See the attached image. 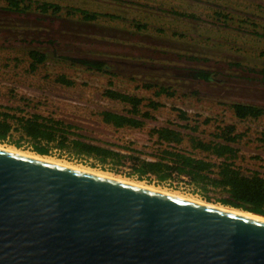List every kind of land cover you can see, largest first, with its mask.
Wrapping results in <instances>:
<instances>
[{
  "label": "rangeland",
  "instance_id": "obj_1",
  "mask_svg": "<svg viewBox=\"0 0 264 264\" xmlns=\"http://www.w3.org/2000/svg\"><path fill=\"white\" fill-rule=\"evenodd\" d=\"M44 3L60 9L44 13L39 7ZM30 50L47 56L34 71ZM82 59L107 62L106 71L74 62ZM118 62L140 68L123 69ZM183 70L205 71L214 80L192 78ZM61 76L72 85L58 82ZM161 88L166 92L157 95ZM106 90L142 99L140 110L152 119L139 129L104 124L102 112L126 114L130 108L105 97ZM150 102L160 106L151 108ZM235 104L262 113L240 120ZM0 107L61 120L99 144L142 157L158 153L150 130L173 128L183 136L178 149L215 163L220 159L192 150L189 141L221 142L215 135L233 126L239 137L232 144L237 150L232 162L243 173L264 177V0H21L18 10L0 0ZM181 111L186 119L179 117ZM18 139L14 133L0 145L36 154L27 140L15 147ZM46 157L233 209L218 202L219 190L185 177L138 179L130 162L102 164L57 149Z\"/></svg>",
  "mask_w": 264,
  "mask_h": 264
},
{
  "label": "water",
  "instance_id": "obj_2",
  "mask_svg": "<svg viewBox=\"0 0 264 264\" xmlns=\"http://www.w3.org/2000/svg\"><path fill=\"white\" fill-rule=\"evenodd\" d=\"M0 264H264V221L0 149Z\"/></svg>",
  "mask_w": 264,
  "mask_h": 264
},
{
  "label": "trees",
  "instance_id": "obj_3",
  "mask_svg": "<svg viewBox=\"0 0 264 264\" xmlns=\"http://www.w3.org/2000/svg\"><path fill=\"white\" fill-rule=\"evenodd\" d=\"M20 1L8 0V4L11 8L18 10ZM39 7L44 13L48 9L57 13L60 9L58 6L45 3ZM83 14L85 13L83 12ZM85 17L88 20L94 19V15H86ZM28 56L31 59L30 69L32 71L42 64L47 57L45 53L36 50H30ZM74 62L97 71L105 70L107 67L105 62L91 59ZM190 77L208 80L209 73L193 71ZM57 81L66 86L72 85L71 81L65 80L62 76L57 78ZM162 92L166 91L161 88L157 95ZM104 96L130 106L126 114L109 111L100 114L102 122L114 129H139L144 126V120L152 119L149 112L140 110L142 103L140 98L114 90H106ZM158 106H160L158 103H149L151 108ZM232 108L235 117L240 120L257 118L262 113L256 107L243 104H235ZM17 113H20V110L16 108L0 107V142L7 141L14 133H19L20 139L13 142V145L19 148V141L21 139L27 140L31 144L32 151L41 156L48 155L51 149H57L77 157L92 158L102 164L119 165L130 162L133 173L138 179L151 175L162 182L173 175L185 177L191 184L202 185L204 189L211 187L219 190L221 197L218 198V202L222 205L264 218V177L255 171L243 173L232 162L237 153L232 144L239 137L233 134V126H227L221 130L219 135H215L221 142L206 143L196 138H191L189 141L192 150H199L220 159L219 163H215L204 158H196L192 153L178 149V146L183 142V136L181 132L173 128L157 127L150 130V135L156 138L158 153L151 154L150 157H142L135 150L131 151L138 155H128L123 153L124 148L114 144H99L78 133L76 126L61 120L39 114L21 116ZM179 117L186 119V113L179 112ZM187 127L183 126L182 128Z\"/></svg>",
  "mask_w": 264,
  "mask_h": 264
},
{
  "label": "bare ground",
  "instance_id": "obj_4",
  "mask_svg": "<svg viewBox=\"0 0 264 264\" xmlns=\"http://www.w3.org/2000/svg\"><path fill=\"white\" fill-rule=\"evenodd\" d=\"M0 149L8 151V152L15 153V154L23 155V156L36 158V159H39V160H42V161H45V162H48V163H51V164H55V165H58V166L70 168V169H73V170H79V171H82V172H87V173L98 175V176H102V177H105V178H110V179H113V180H117L119 182H123V183H127V184H130V185H133V186L146 188V189L153 190V191L159 192L161 194H165V195H168V196L176 197V198H179V199L187 200V201L198 203V204L209 205V206L216 207V208L223 209V210H227V211H230V212H233V213H236V214H240L242 216H246V217L253 218V219H256V220L264 221V218H262L260 216H257V215H254V214H250V213L244 212V211L235 210V209H225L223 207L214 206L212 204H207V203L201 202V201H199L197 199L187 198V197H184V196H181V195H177V194H174V193L166 192L164 190H160V189H157V188H154V187H151V186H147V185H144L142 183H137V182H133V181L120 179L119 177L118 178L114 177L113 175L108 174V173L98 172V171L91 170V169L84 168V167L80 168V167H77V166H73V165H71V164H69L67 162L63 163V161L62 162L61 161H56V160L51 159V158L46 157V156H40V155H36V154H33V153H29V152H23V151L15 149V148L5 147V146H2V145H0Z\"/></svg>",
  "mask_w": 264,
  "mask_h": 264
},
{
  "label": "flooded vegetation",
  "instance_id": "obj_5",
  "mask_svg": "<svg viewBox=\"0 0 264 264\" xmlns=\"http://www.w3.org/2000/svg\"><path fill=\"white\" fill-rule=\"evenodd\" d=\"M106 63V65L108 64L107 62H105ZM116 66H121L123 69H125V68H129V66H130V68H140V66H134V64H129V65H127L126 63H122V65L121 64H117ZM143 67V66H142ZM150 67H153V66H150ZM151 70V69H150ZM153 71V70H152ZM166 72L165 71V69H162V71L161 72ZM179 72V71H178ZM183 72L185 73V75L186 74H188L189 76H191V71H188L187 73H186V70H183ZM179 74V73H178ZM180 75H181V73H180ZM196 79H198V78H196ZM214 80V78H212V74H209V77H208V80H205V81H213ZM217 82H219V83H223V82H220V80H217Z\"/></svg>",
  "mask_w": 264,
  "mask_h": 264
},
{
  "label": "built area",
  "instance_id": "obj_6",
  "mask_svg": "<svg viewBox=\"0 0 264 264\" xmlns=\"http://www.w3.org/2000/svg\"><path fill=\"white\" fill-rule=\"evenodd\" d=\"M147 177L154 178V176L148 175Z\"/></svg>",
  "mask_w": 264,
  "mask_h": 264
},
{
  "label": "crops",
  "instance_id": "obj_7",
  "mask_svg": "<svg viewBox=\"0 0 264 264\" xmlns=\"http://www.w3.org/2000/svg\"><path fill=\"white\" fill-rule=\"evenodd\" d=\"M118 63H119V62H118ZM118 63H117V64H118ZM121 63H122V62H121ZM121 63H119V64H121ZM125 63H126V62H125ZM126 64L129 65L128 63H126ZM121 65H122V64H121ZM129 68H130V66H129Z\"/></svg>",
  "mask_w": 264,
  "mask_h": 264
}]
</instances>
